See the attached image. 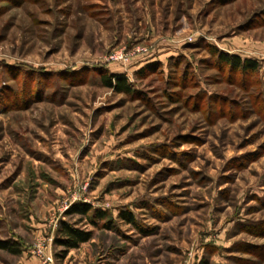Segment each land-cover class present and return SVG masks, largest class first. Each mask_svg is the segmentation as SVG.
I'll list each match as a JSON object with an SVG mask.
<instances>
[{
    "label": "rangeland",
    "instance_id": "rangeland-1",
    "mask_svg": "<svg viewBox=\"0 0 264 264\" xmlns=\"http://www.w3.org/2000/svg\"><path fill=\"white\" fill-rule=\"evenodd\" d=\"M60 220L92 231L64 257ZM39 239L51 264H264V0H0V241L21 248L0 264H43Z\"/></svg>",
    "mask_w": 264,
    "mask_h": 264
},
{
    "label": "trees",
    "instance_id": "trees-1",
    "mask_svg": "<svg viewBox=\"0 0 264 264\" xmlns=\"http://www.w3.org/2000/svg\"><path fill=\"white\" fill-rule=\"evenodd\" d=\"M216 56L217 60L231 70L238 71L242 75L253 73L258 69V62L254 59L243 58L239 55H231L211 49L210 51ZM100 80L106 88L113 90L116 93L131 94L133 89L127 78L122 74L112 72H104L100 74ZM65 215H78L79 218H84L92 226H97L99 220L106 217L104 211L95 210L89 203L75 202L72 203L65 211ZM126 223L133 226L136 225L135 218L131 212H120L118 215ZM109 226L106 225V228ZM92 238V231L77 227L70 222L60 220L53 238V245L59 247V257H64L71 249L77 248L80 244L89 241ZM0 249L13 255H19L21 248L17 243L7 240L0 241Z\"/></svg>",
    "mask_w": 264,
    "mask_h": 264
},
{
    "label": "built area",
    "instance_id": "built-area-1",
    "mask_svg": "<svg viewBox=\"0 0 264 264\" xmlns=\"http://www.w3.org/2000/svg\"><path fill=\"white\" fill-rule=\"evenodd\" d=\"M130 57V54H126L123 52H116L115 54L111 55L109 57L110 60L112 61H127ZM33 253L35 254V256H37L40 261L43 264H51L53 261V257L52 254L49 252V250L47 249V245L45 243V241L43 240H38L34 243L33 246Z\"/></svg>",
    "mask_w": 264,
    "mask_h": 264
},
{
    "label": "crops",
    "instance_id": "crops-1",
    "mask_svg": "<svg viewBox=\"0 0 264 264\" xmlns=\"http://www.w3.org/2000/svg\"><path fill=\"white\" fill-rule=\"evenodd\" d=\"M70 255V252L67 254V256ZM19 264H41L39 261H37L35 258L27 259L26 261L20 262ZM64 264V263H63Z\"/></svg>",
    "mask_w": 264,
    "mask_h": 264
}]
</instances>
